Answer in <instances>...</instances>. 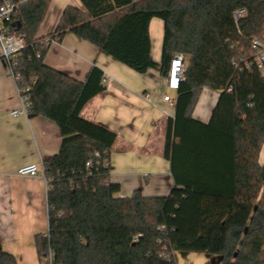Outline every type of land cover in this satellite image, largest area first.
Here are the masks:
<instances>
[{"label": "trees", "instance_id": "1", "mask_svg": "<svg viewBox=\"0 0 264 264\" xmlns=\"http://www.w3.org/2000/svg\"><path fill=\"white\" fill-rule=\"evenodd\" d=\"M4 26L25 47L12 63L28 117L56 124L59 151L43 164L48 232L35 236L39 260L54 264H175L176 253L216 256L220 264H264V0H80L67 6L55 31L36 37L49 0H8ZM246 14L238 21L237 10ZM163 22L159 63L151 60L149 24ZM72 33L137 74L166 77L173 56L187 57L165 125L163 157L173 188L167 196L134 191L120 198L110 181L116 135L80 113L105 90L92 67L78 81L44 64L49 45ZM218 93L210 119L192 118L201 91ZM0 264H16L2 251Z\"/></svg>", "mask_w": 264, "mask_h": 264}, {"label": "crops", "instance_id": "2", "mask_svg": "<svg viewBox=\"0 0 264 264\" xmlns=\"http://www.w3.org/2000/svg\"><path fill=\"white\" fill-rule=\"evenodd\" d=\"M67 6L87 12L80 0H49L37 38L55 31ZM148 31L151 60L159 63L163 22L152 19ZM44 64L81 82L94 66L103 72L105 90L86 103L80 116L116 135L110 150V181L120 186V198L136 190L144 197L167 196L174 183L163 147L166 122L175 115L176 92L167 88L166 77L153 69L137 74L72 33L49 45ZM217 98L218 93L203 89L192 118L207 123ZM20 108L16 82L0 62V246L16 264H40L34 237L48 232L43 164L57 154L62 136L46 118L11 115ZM258 163L264 175V143ZM29 165L38 167V176L18 174Z\"/></svg>", "mask_w": 264, "mask_h": 264}, {"label": "built area", "instance_id": "3", "mask_svg": "<svg viewBox=\"0 0 264 264\" xmlns=\"http://www.w3.org/2000/svg\"><path fill=\"white\" fill-rule=\"evenodd\" d=\"M141 0H130V2L138 3ZM15 5L9 3L8 0H0V62L4 65L8 75L14 79L16 82L19 77L14 75L12 72V63L20 53L21 50L25 47V42L19 36L8 35L7 28L4 26L6 22L11 20V16L15 10ZM246 14L245 9L237 10L233 13V18L235 21H238L241 17ZM254 46L259 48L260 51L256 57V64L258 69L264 75V46L261 45L258 41H254ZM187 57L182 54H176L173 56L171 61L170 69L166 76L167 88L171 90H176L178 84L183 81L185 67H186ZM107 81L104 79L103 84H106ZM21 108L19 110L13 111L12 116H17L20 114L26 115L28 109L27 99L21 95L18 91ZM164 101L170 102L171 100L168 97H164ZM18 174L21 176H38L39 171L36 165H29L21 168L18 171ZM47 262H40V264H53V254L49 253L45 259Z\"/></svg>", "mask_w": 264, "mask_h": 264}, {"label": "rangeland", "instance_id": "4", "mask_svg": "<svg viewBox=\"0 0 264 264\" xmlns=\"http://www.w3.org/2000/svg\"><path fill=\"white\" fill-rule=\"evenodd\" d=\"M168 93L171 96L173 95L172 91ZM174 258H175V264H219L220 263V259L218 257L208 256V255H195V254L185 255L183 253H176ZM42 261L47 262L46 260H42Z\"/></svg>", "mask_w": 264, "mask_h": 264}]
</instances>
